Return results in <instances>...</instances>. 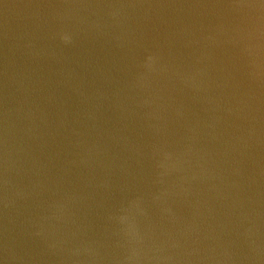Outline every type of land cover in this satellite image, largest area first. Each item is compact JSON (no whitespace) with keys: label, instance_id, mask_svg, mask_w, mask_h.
Returning <instances> with one entry per match:
<instances>
[{"label":"water","instance_id":"water-1","mask_svg":"<svg viewBox=\"0 0 264 264\" xmlns=\"http://www.w3.org/2000/svg\"><path fill=\"white\" fill-rule=\"evenodd\" d=\"M0 264H264V0H0Z\"/></svg>","mask_w":264,"mask_h":264}]
</instances>
